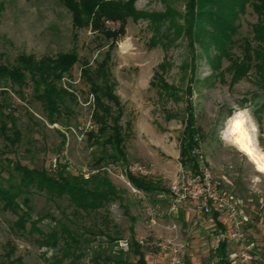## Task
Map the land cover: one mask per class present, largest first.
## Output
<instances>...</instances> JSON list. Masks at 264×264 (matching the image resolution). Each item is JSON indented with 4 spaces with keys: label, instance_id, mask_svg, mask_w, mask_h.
<instances>
[{
    "label": "rangeland",
    "instance_id": "374dc122",
    "mask_svg": "<svg viewBox=\"0 0 264 264\" xmlns=\"http://www.w3.org/2000/svg\"><path fill=\"white\" fill-rule=\"evenodd\" d=\"M128 2L139 12L165 10L160 0ZM172 5L177 12H183V0H174ZM83 16L80 13L75 17L74 8L67 6V0H0V66H14L21 55L33 56L36 61L57 60L61 55L76 56L71 68L61 73L58 83L73 94V99H65L66 110L61 111L54 123H50L46 111L35 99L30 84L18 90L10 82L0 80V119L10 128L8 117H12L21 133V141L14 148H6L0 137L3 175L0 182L7 184L9 173L5 158H15L30 169H46L49 175L58 159L78 178L87 179L93 174L108 178L116 192L103 208L87 213L77 209L67 195L50 196L32 189L29 223L34 222L43 233L59 232L61 227H66L79 240L85 255L78 264H90V255L98 248L102 252H116L119 242L130 239L131 232L134 236H146L153 231L147 225L145 201L132 195L117 177L103 170L92 173L96 170V160L102 156V147L92 144L87 131L78 130L87 124L94 130L97 128L92 117L94 98L83 71H93L107 60V74L122 106L120 124L124 127L127 122L131 123L130 135L124 141L127 162L149 167V179L161 190L147 193L146 202L165 208L169 186L185 168L176 156L190 109L198 130L200 154L212 172L217 189L239 201L250 221L244 227L246 243L264 241V173L244 153L220 138L226 120L237 106L247 107L259 128L258 147L264 150V109H261L264 91L257 85L254 73L234 82L230 62L225 59L212 71L199 48L196 47L193 59L184 36L174 37L173 30H168L165 23L161 33L170 40L152 44L153 32L148 20L134 21L127 17L123 24L104 20L94 28L84 23ZM177 22L182 24L180 18ZM255 22L256 16L247 8L234 40L250 36V25ZM121 25L123 29L116 37H108L107 30H118ZM232 52L240 56L237 45H233ZM162 83L171 89L162 91ZM189 88L191 92L187 93ZM167 94L171 96L167 98ZM110 107L112 117L118 115L117 109ZM168 113L172 114L169 120ZM106 149L110 154L109 147ZM111 161L106 157L101 166ZM163 219L168 218L165 215ZM15 220L14 214L0 207V264H68V259L56 261L53 257L58 247L37 246L38 233L31 230L29 223L23 235L12 229ZM251 252L259 254L256 248H251ZM128 257L130 263H135L132 254Z\"/></svg>",
    "mask_w": 264,
    "mask_h": 264
},
{
    "label": "trees",
    "instance_id": "16d2710c",
    "mask_svg": "<svg viewBox=\"0 0 264 264\" xmlns=\"http://www.w3.org/2000/svg\"><path fill=\"white\" fill-rule=\"evenodd\" d=\"M164 5V12H139L131 6L128 0H67V6L74 8L75 17L84 13V23L93 25L94 28L102 25L104 20L119 21L124 23L125 18L131 17L148 20L153 36L151 43L170 40L167 35H162V26L167 24V29L173 30V36L183 35L187 41L189 51L194 59L196 47L204 54L211 70L215 71L223 59L230 62L229 71L232 81H240L253 72L257 85L264 91V0H183V12H177L173 7L174 0H160ZM250 8L256 16V22L250 25V36L234 40L241 27L240 18ZM78 15V16H77ZM182 20V24L177 19ZM80 23L77 18L75 20ZM118 30H107L108 37H116ZM165 29V28H164ZM161 33V34H160ZM233 45L240 49V56L232 52ZM212 53V54H211ZM199 57V55H196ZM108 59V57H107ZM74 54L61 55L57 60L42 59L36 61L33 56L21 55L14 66H0V80L10 82L18 90L32 86L35 99L39 101L46 111L50 123H54L65 109L66 98L73 99V94L68 89L58 85L61 73L68 71L75 63ZM107 60H104L93 71L84 70L83 77L90 86L94 98L93 120L97 125L95 130L88 132V139L93 140V145L102 147V156L94 166L99 169L106 157L112 161L127 162L124 141L130 135L131 123L123 127L120 124L123 115L119 98L113 92V84L107 74ZM167 91L170 86H160ZM190 93V88L186 90ZM171 94H167L169 98ZM105 98L106 101H103ZM0 104V109H1ZM117 109L116 116L112 117L111 107ZM261 109H264L262 100ZM66 110V109H65ZM186 113V123L179 141V163L183 167L195 169L197 158L193 151L199 148L198 130L194 126V118L190 109ZM6 116H3V118ZM168 113L166 119H171ZM11 127L7 128L3 119H0V137L5 142V147H16L21 141V133L16 128L14 119ZM105 136L103 141L101 137ZM106 147L111 153L107 154ZM8 162V178L6 185L0 182V207L16 216L12 229L23 235L26 223H29L30 194L32 189L36 192H46L50 196L67 195L77 209L84 212H95L116 196L115 189L106 177L93 174L89 178H78L72 175L67 164L56 160L52 174L46 169H30L15 158H5ZM2 171H5L2 168ZM0 178L3 179L0 171ZM132 185L146 193L159 190L156 182L150 179H140L129 176ZM91 187V188H89ZM31 230L38 233L36 244L39 248L54 249L55 260L68 259V264H78L85 256L80 249V242L66 227L60 231L51 230L43 233L35 227L34 222L29 223ZM132 231V230H131ZM134 235L131 232V236ZM223 264H229L225 254V245L220 243L216 248ZM135 257V263L129 262L128 254ZM61 260V261H62ZM60 261V260H58ZM60 261V262H61ZM90 264H146L144 250L134 241L129 242L128 250L118 249L116 252L98 250L93 251L89 258ZM262 264V263H261Z\"/></svg>",
    "mask_w": 264,
    "mask_h": 264
},
{
    "label": "built area",
    "instance_id": "2783aa9c",
    "mask_svg": "<svg viewBox=\"0 0 264 264\" xmlns=\"http://www.w3.org/2000/svg\"><path fill=\"white\" fill-rule=\"evenodd\" d=\"M80 133L92 131L93 127L87 124L78 127ZM197 158L195 169L185 167L179 178L169 186V196L165 208L146 202L147 193L132 185L130 177L149 179L151 170L139 162L111 161L92 173L103 170L122 180L132 195L145 201V217L148 228L158 227L159 220L165 215L175 216L182 206L191 208L200 215L220 214L226 218L227 232L218 234L215 248L223 241L232 247L227 252L229 264H257L256 256L246 243L243 226L248 217L241 209L239 201L232 195L217 189L210 169L206 166L199 148L193 151ZM55 167V162L53 164ZM87 177V176H86ZM166 233H150L146 236H134L119 242V248L128 250L129 242L134 241L147 252H159L163 255L166 264H186L183 260L185 244L178 235V227L172 222L165 228Z\"/></svg>",
    "mask_w": 264,
    "mask_h": 264
},
{
    "label": "crops",
    "instance_id": "0c3cea01",
    "mask_svg": "<svg viewBox=\"0 0 264 264\" xmlns=\"http://www.w3.org/2000/svg\"><path fill=\"white\" fill-rule=\"evenodd\" d=\"M176 159H179V153ZM160 191L159 189L156 192H152V194L159 193ZM166 216L167 220H164L163 217L159 220L158 227L151 228L153 230L152 233H166L165 228L174 222L178 227L179 238L184 242L186 247L183 256L186 264H223L221 257L216 251L215 240L218 234L227 232L228 226L224 216L216 213L200 215L187 206L180 207L175 216ZM249 223L248 219L243 226V231L244 227L248 226ZM246 231H249V229L246 228ZM221 243L225 245V254L226 258H228L227 252L233 246L229 245L226 240H223ZM248 245L250 249L256 248L259 251V254L255 253L258 260L257 263L264 264V241L253 240ZM144 260L146 264H166L163 255L159 252L144 251Z\"/></svg>",
    "mask_w": 264,
    "mask_h": 264
},
{
    "label": "clouds",
    "instance_id": "9594fccd",
    "mask_svg": "<svg viewBox=\"0 0 264 264\" xmlns=\"http://www.w3.org/2000/svg\"><path fill=\"white\" fill-rule=\"evenodd\" d=\"M258 132L259 128L251 110L247 107L239 108L237 106V109L226 120V127L222 131L220 138L223 143L236 148L241 153L247 154L242 150V145L252 149L256 161H259L261 166H264V150L258 148Z\"/></svg>",
    "mask_w": 264,
    "mask_h": 264
},
{
    "label": "snow or ice",
    "instance_id": "6c2138e0",
    "mask_svg": "<svg viewBox=\"0 0 264 264\" xmlns=\"http://www.w3.org/2000/svg\"><path fill=\"white\" fill-rule=\"evenodd\" d=\"M241 147H242V150L248 154L249 158L253 159L256 162L258 170L264 172V166H261L259 161H256L255 156L253 155V150L247 147H244L243 145Z\"/></svg>",
    "mask_w": 264,
    "mask_h": 264
},
{
    "label": "bare ground",
    "instance_id": "6f19581e",
    "mask_svg": "<svg viewBox=\"0 0 264 264\" xmlns=\"http://www.w3.org/2000/svg\"><path fill=\"white\" fill-rule=\"evenodd\" d=\"M258 148H259V147H258ZM259 149H260V148H259ZM260 150H261V149H260ZM244 155L248 158L249 162H251V163L254 165V167L258 170L255 161L251 160V158H249V157L247 156V154H244Z\"/></svg>",
    "mask_w": 264,
    "mask_h": 264
}]
</instances>
